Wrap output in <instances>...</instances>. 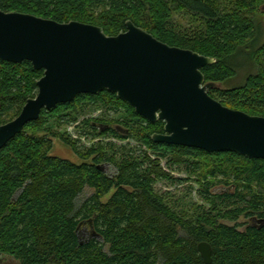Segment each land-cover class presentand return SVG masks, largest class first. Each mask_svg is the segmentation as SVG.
Instances as JSON below:
<instances>
[{
	"label": "trees",
	"instance_id": "obj_1",
	"mask_svg": "<svg viewBox=\"0 0 264 264\" xmlns=\"http://www.w3.org/2000/svg\"><path fill=\"white\" fill-rule=\"evenodd\" d=\"M263 7L264 0H0L6 13L77 21L112 37L125 32L131 21L171 47L213 58L216 63L202 72L207 83L221 87L208 94L227 108L258 117H264V43L258 46L255 17L264 13ZM177 15L189 20V29L176 24ZM192 23L198 26L192 28ZM243 68L248 69L243 81L225 90L223 83L237 78ZM42 77L43 71L29 62L0 61V126L36 97ZM85 103L127 115L126 122L116 123L128 135L101 121H84L92 140L132 136L143 150H117L114 142L101 140L81 148L67 134H42L51 122L76 123L72 116L79 117ZM93 123L109 125L110 131L101 132ZM163 132V122L146 121L108 91L79 95L43 111L0 150V259L18 264H205L198 245L206 242L212 248L211 264H264V161L155 144L152 136ZM53 138L69 146L82 163L52 157ZM163 161L203 180L221 175L233 181L225 185H232L234 193L210 194L206 186L211 212L187 219L155 190L159 182H175ZM103 163L115 166V176L97 168ZM86 188L93 193L79 203ZM241 217L261 225L241 231Z\"/></svg>",
	"mask_w": 264,
	"mask_h": 264
},
{
	"label": "water",
	"instance_id": "obj_2",
	"mask_svg": "<svg viewBox=\"0 0 264 264\" xmlns=\"http://www.w3.org/2000/svg\"><path fill=\"white\" fill-rule=\"evenodd\" d=\"M0 61L43 71L36 97L0 126V150L43 111L108 91L146 121L164 123V132L152 136L155 144L264 161V117L227 108L208 94L221 86L207 83L202 70L216 60L171 47L131 21L112 37L94 25L0 10ZM198 251L212 263L208 243Z\"/></svg>",
	"mask_w": 264,
	"mask_h": 264
},
{
	"label": "rangeland",
	"instance_id": "obj_3",
	"mask_svg": "<svg viewBox=\"0 0 264 264\" xmlns=\"http://www.w3.org/2000/svg\"><path fill=\"white\" fill-rule=\"evenodd\" d=\"M234 1V0H231ZM229 6V5H228ZM176 24L179 25L183 29H189L191 24L189 20L181 15H177ZM256 23L259 24V32H260V42L258 46H261L264 43V13L260 12L255 17ZM193 27L196 28L198 26L197 23H192ZM242 57L238 59L240 61ZM251 64V62H250ZM248 68V67H247ZM247 68H243L239 71V75L232 81H228L223 83L225 90L233 88L240 84L243 79L242 76H245ZM76 114V113H75ZM73 115L72 118H77V122L70 125H59L57 122H51L46 128L45 133L49 136L55 135H64L67 134L74 141H79L81 148H90L98 142L99 140L107 143L109 141L114 142L116 145V149H124V150H137L142 151L141 143L137 138H133L132 136L128 137L124 141H115L112 140L111 137H104L100 139L92 140L90 137V133L87 132L84 126V121H101L106 124L111 125L113 128L115 125H118L116 122H126L127 115L123 112V110L115 111L113 108L106 109L100 106H94L89 103H85L82 105V114L79 117ZM48 131V132H47ZM41 135V134H40ZM153 154V153H152ZM52 157L69 160L75 164H80L82 161L73 153L69 146L65 145L60 139L53 138V148L50 153ZM120 156V155H119ZM154 156V155H153ZM92 159H89L91 162ZM105 167V172L108 176L112 177L116 174V168L113 164L103 163L101 164ZM163 167L165 169L171 171V176L175 180L174 183L171 182H159L155 185V190L158 194L164 197L165 202L177 213L180 215H185L187 219L197 220L204 212L210 213L212 210V205L206 201L207 197V188H209L210 194H219L224 193L226 190L229 191L230 194L234 193V187L232 185H225L226 181H229L233 184V181L229 179H225L223 176L219 175L216 178L207 177V180H203L200 178V175H192L187 173L186 168H172L170 169L169 165L166 161L162 162ZM93 193V190L90 188H86L83 195L79 199V203H82L83 200L88 198ZM113 192L108 195L103 201H108ZM224 209V207L222 206ZM230 225H234V223H228ZM241 227L239 228L241 231H244L250 226H260L261 223L257 220L247 219L245 217H241L237 222ZM87 235V234H86ZM87 239V236L83 235V240ZM2 264H18V261L11 259L9 257H4Z\"/></svg>",
	"mask_w": 264,
	"mask_h": 264
},
{
	"label": "flooded vegetation",
	"instance_id": "obj_4",
	"mask_svg": "<svg viewBox=\"0 0 264 264\" xmlns=\"http://www.w3.org/2000/svg\"><path fill=\"white\" fill-rule=\"evenodd\" d=\"M93 127L98 128L101 132H109L110 131V126L109 125H104V124H98V123H93L92 124ZM113 129L118 130L119 132H123L125 135H128L129 133L127 132V130H124L122 127L115 125L113 127ZM88 163H92L88 161ZM98 167H102L101 169H99ZM97 168L101 171L105 172V167L103 165H98Z\"/></svg>",
	"mask_w": 264,
	"mask_h": 264
}]
</instances>
